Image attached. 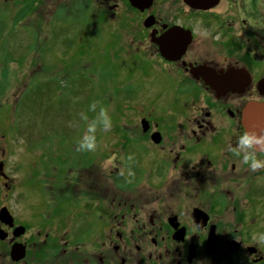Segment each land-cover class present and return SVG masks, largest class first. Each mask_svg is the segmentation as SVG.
I'll return each mask as SVG.
<instances>
[{
    "label": "flooded vegetation",
    "instance_id": "af4514ba",
    "mask_svg": "<svg viewBox=\"0 0 264 264\" xmlns=\"http://www.w3.org/2000/svg\"><path fill=\"white\" fill-rule=\"evenodd\" d=\"M1 1L34 33L69 32L61 20L78 28L80 19L92 32L131 35L118 56L153 73L140 90L151 99L124 105L132 110L111 148L67 164L56 155L55 171L39 152L37 205L21 222L5 205L13 225L0 222L8 264H264V168L229 150L236 134L257 131L247 108L248 121L262 118L264 0ZM255 149L264 159V143ZM13 243L24 245L16 262Z\"/></svg>",
    "mask_w": 264,
    "mask_h": 264
},
{
    "label": "rangeland",
    "instance_id": "374dc122",
    "mask_svg": "<svg viewBox=\"0 0 264 264\" xmlns=\"http://www.w3.org/2000/svg\"><path fill=\"white\" fill-rule=\"evenodd\" d=\"M9 10L8 1H1L0 163L5 177L0 171V207L7 205L21 222L27 204L38 202L30 193L40 195L38 171L43 163L39 152H45L50 171H55L56 155L60 154L65 164L70 162L80 154L79 142L101 108L111 117L112 128H97L94 155L106 146L111 148L108 144L118 138L112 133L132 110L124 105L131 107L135 96L137 100L151 99L140 90L146 86L144 77L153 73L118 56L131 35L92 32L80 19L78 28L69 19L61 20L60 26L68 25L69 32L62 29L52 35L37 28L39 32L34 33L32 28L26 29L27 20L18 15L12 18ZM94 102L97 107L91 111ZM81 113L88 119H81ZM127 118L134 122L135 114ZM101 161L95 159L97 164ZM100 167L93 172L94 177L101 176ZM50 171L47 184L53 186ZM7 179L13 181L10 191L4 184ZM7 243L0 241V264L9 263Z\"/></svg>",
    "mask_w": 264,
    "mask_h": 264
},
{
    "label": "clouds",
    "instance_id": "9594fccd",
    "mask_svg": "<svg viewBox=\"0 0 264 264\" xmlns=\"http://www.w3.org/2000/svg\"><path fill=\"white\" fill-rule=\"evenodd\" d=\"M97 104L94 102L90 106L91 111H95ZM81 119L87 120V116L81 113ZM103 130H111L112 120L106 109L101 108L98 116L88 123L86 134L81 138L78 146L80 151H94L96 148L95 133L97 128ZM235 146H229V150L236 156L241 158L242 163L248 165L252 171L264 168V159L258 158L255 145L264 143V137H257L249 133L247 130L241 131L236 134ZM264 241V236L260 237Z\"/></svg>",
    "mask_w": 264,
    "mask_h": 264
},
{
    "label": "water",
    "instance_id": "95a60500",
    "mask_svg": "<svg viewBox=\"0 0 264 264\" xmlns=\"http://www.w3.org/2000/svg\"><path fill=\"white\" fill-rule=\"evenodd\" d=\"M165 52L170 53L171 50L166 48ZM201 75H203V74H201ZM249 112H250V108H247L245 110V117H244L245 118V124L248 125V122H252L253 125L255 126L256 130H257L255 132V135L258 136L257 132H259V137H264V109H262V111H261L262 118L260 121H257V120L248 121ZM262 144H258L257 146L259 148H261ZM0 171H1V174L4 176V173L2 172V163H0ZM0 222L7 225L8 227H12V225H13L12 216L9 214V211L6 208V206H3L0 208ZM22 232H23L22 226L15 227L13 229V236H18ZM6 236H7V233L3 229H0V240H4L6 238ZM24 255H25L24 245H22L21 243L11 244V246L9 248V258L11 261H13V262L19 261L20 259H22L24 257Z\"/></svg>",
    "mask_w": 264,
    "mask_h": 264
},
{
    "label": "trees",
    "instance_id": "16d2710c",
    "mask_svg": "<svg viewBox=\"0 0 264 264\" xmlns=\"http://www.w3.org/2000/svg\"><path fill=\"white\" fill-rule=\"evenodd\" d=\"M16 20H18V19H16Z\"/></svg>",
    "mask_w": 264,
    "mask_h": 264
}]
</instances>
